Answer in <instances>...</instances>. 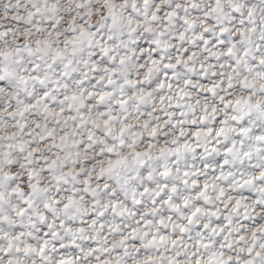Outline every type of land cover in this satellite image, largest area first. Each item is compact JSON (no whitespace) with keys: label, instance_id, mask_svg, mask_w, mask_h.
<instances>
[{"label":"snow or ice","instance_id":"1","mask_svg":"<svg viewBox=\"0 0 264 264\" xmlns=\"http://www.w3.org/2000/svg\"><path fill=\"white\" fill-rule=\"evenodd\" d=\"M0 264H264V0H0Z\"/></svg>","mask_w":264,"mask_h":264}]
</instances>
